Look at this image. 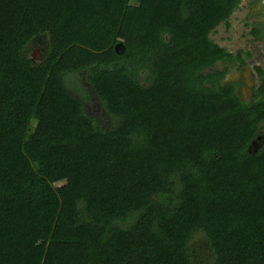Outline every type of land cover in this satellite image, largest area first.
I'll return each mask as SVG.
<instances>
[{"label": "trees", "instance_id": "1", "mask_svg": "<svg viewBox=\"0 0 264 264\" xmlns=\"http://www.w3.org/2000/svg\"><path fill=\"white\" fill-rule=\"evenodd\" d=\"M241 2L0 0V264H264V68L243 100L212 36Z\"/></svg>", "mask_w": 264, "mask_h": 264}, {"label": "rangeland", "instance_id": "2", "mask_svg": "<svg viewBox=\"0 0 264 264\" xmlns=\"http://www.w3.org/2000/svg\"><path fill=\"white\" fill-rule=\"evenodd\" d=\"M250 7L248 5V0H242L240 7L234 11L231 15V22L232 25L227 28L223 23L217 27L218 32H215L212 36L221 44L226 45L229 49L235 51L237 47H244V48H253L255 55L257 57L250 61L247 67L244 68V71H241V76L247 77L248 81L244 86L243 94L244 98L250 97L253 94V90L251 86L252 74L254 77L253 79L256 80L255 75V65L256 64H264V43L254 41V37L251 34L250 30L246 27L247 22L245 20L248 18L250 20L254 19L249 17ZM47 43L46 36L38 37L36 40V45L32 50V54L37 50L40 51L42 54V48ZM250 43V44H249ZM237 73L232 71L228 80L232 78ZM250 77V78H249ZM86 88L88 89L90 96H86L85 99V108L89 114L93 115L98 123L103 125L104 127H108L109 124L112 122V116L108 113V111L103 106L101 100L96 95L94 89L92 88L91 84L87 80H82L81 82ZM264 131V128H263ZM208 243L207 240L201 234H198L193 241V247L197 250V259L199 261L208 260L209 252H208ZM151 257L150 256H143L141 259L142 264H151Z\"/></svg>", "mask_w": 264, "mask_h": 264}, {"label": "flooded vegetation", "instance_id": "3", "mask_svg": "<svg viewBox=\"0 0 264 264\" xmlns=\"http://www.w3.org/2000/svg\"><path fill=\"white\" fill-rule=\"evenodd\" d=\"M248 5L250 7V12H249V17L254 16V19L250 20V19H246L245 22H247V28L250 30L251 34L254 37V41L256 42H262L264 43V0H248ZM231 21V20H230ZM232 24V22H231ZM250 44V43H249ZM225 46L230 52L238 54L239 52L243 51L244 53L242 54L241 58H245L246 62H241V60H239L237 62V64L235 65V67L227 74L226 79H225V83L227 84H231L233 86H236V88H238V92L241 96V98L243 100H250L252 98L255 97L256 94V90L257 87L259 86L260 80H261V74L258 71V66H262L264 68V64H256L255 65V75H256V80L253 79V75L250 74V76H252L251 79V89L253 90V94L250 97L244 98V94H243V88L246 85L248 79L247 77L241 76V71H244V68L247 67V65L249 64L250 61L254 60L257 55H255L254 53V49L253 48H244V47H237L235 49V51L229 49V47ZM248 51H252L253 53V57L249 58L248 56ZM232 71L236 72L237 75H234L232 78H230V80H228V77L230 76V74L232 73ZM250 78V77H249Z\"/></svg>", "mask_w": 264, "mask_h": 264}, {"label": "water", "instance_id": "4", "mask_svg": "<svg viewBox=\"0 0 264 264\" xmlns=\"http://www.w3.org/2000/svg\"><path fill=\"white\" fill-rule=\"evenodd\" d=\"M116 51L118 52V53H124V51H125V44L123 43V42H119L117 45H116ZM33 59L35 60V61H38V60H41L42 59V57H43V55L40 53V51H36V52H34L33 54Z\"/></svg>", "mask_w": 264, "mask_h": 264}]
</instances>
